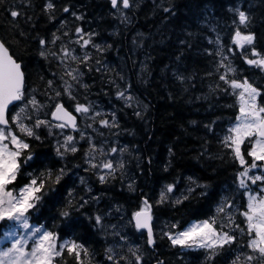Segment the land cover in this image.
I'll list each match as a JSON object with an SVG mask.
<instances>
[{
    "label": "snow or ice",
    "instance_id": "1",
    "mask_svg": "<svg viewBox=\"0 0 264 264\" xmlns=\"http://www.w3.org/2000/svg\"><path fill=\"white\" fill-rule=\"evenodd\" d=\"M3 3L4 0H0V5ZM110 5L115 18L122 23L128 22L125 10L132 7L131 0H110ZM26 6L32 7L31 0H27ZM157 7L162 9L165 19L179 17V8L174 0H168L167 6L161 4ZM4 10L11 16L12 26L19 28L17 21L22 15L19 6L8 5ZM41 11L49 21L57 19L55 0H45ZM61 11L71 14L76 21L84 20L83 13L74 11L71 4L64 5ZM229 11L232 19L227 25L228 43H225L218 25H209L215 39L209 38L212 47L204 48L202 54L213 58V71L206 73L217 77L214 87L210 86L211 91L231 94L238 103L235 119L229 120L227 128L217 135L221 151L213 157L237 166L232 185L221 189L225 194L215 203L212 215L204 214L203 219H193L183 225L178 221L166 222L160 227V237L166 238L173 248L188 252L203 251L202 264H216L221 255L231 257L228 264H264V89L255 85L244 74L245 69L235 62L239 58L243 65L264 72V50L256 46L258 35L254 30L251 7L246 9L243 4L233 5ZM203 13L202 23L207 24L208 4L204 5ZM23 15L25 22L32 25V17L26 11ZM59 24L62 27L51 33V39L39 33L32 37L38 46L40 59L46 62L49 69L53 62L57 68V71L51 72V78H46L47 73L43 69L39 75V79L45 82L44 102L38 98L37 89L28 88L27 65L14 58L6 41L0 39V264H62L66 256L72 257L75 264H146V251L156 247L157 218L152 200L144 193H141L140 204L131 213L126 225L106 226L105 216L101 213L87 215L91 227L103 232L105 237L109 235L108 228H111L112 240H105L103 259L99 261L95 251L77 238L76 230L83 224L73 213H80L85 205L100 197L82 196L75 203L73 199H65L63 206L57 208L52 218L54 222L59 221L55 226L67 236L63 240L59 232L43 224L32 223L33 214L39 213L45 204L55 207L61 203V190L66 187V183L61 184V181L66 171L65 166L56 168V165L65 161L69 153L75 154L80 150V140H86L88 144L84 151V163L88 165L85 171H91L100 184L114 180L118 171L123 176L126 169L123 154L127 146L109 144L107 140L97 143L95 136L80 128L78 119L84 118L86 128L101 137L104 135L102 129L111 131L120 128L116 111L98 110L99 105L88 100L87 96L84 97L87 102H81L78 95L80 89L90 90L84 82L85 69L87 73L101 74V79L109 71L107 63L95 57L112 45L97 43L94 37H98L99 33L93 29L86 31L82 25H77L73 33L62 30L68 26L67 19H60ZM19 35L24 37L27 33L20 29ZM192 47L189 40H178L175 57L178 63L173 75L181 83L192 78L179 69V63L185 59V50ZM144 67L146 65H142V69ZM117 75L124 80L123 75ZM109 83L115 85L116 81L110 80ZM131 87V84L127 87L117 85L116 98L123 101L126 108L133 107L135 102L133 114L143 119L145 113L141 107L147 109L150 105L141 106ZM64 97L73 102V110L66 105ZM97 122L99 128L96 127ZM214 124L215 121H212L204 127L216 135ZM68 129L71 132H67ZM43 130H47V137L41 135ZM76 132H79L80 140L73 134ZM54 136L62 137V140L57 138L55 141L54 158L33 150L34 142L43 145L48 137ZM168 153L169 157L174 156L172 147H169ZM148 162L151 164V157ZM33 165L36 167L33 168ZM170 165L171 160L165 163V171ZM79 179L86 192L91 193L92 188L86 178L80 176ZM187 180L186 193L182 192L173 200L170 194L176 190L177 183H168L161 189L155 204L181 205L193 198L198 190L201 197L212 195L209 192L210 183H200L191 176ZM136 187L135 181L128 183L129 191L135 192ZM229 192L231 195L227 194ZM237 195L241 197L239 203ZM68 196H73L72 189L68 190ZM238 217H243V226ZM128 227L134 228L141 238L146 235L144 246L132 241L125 230ZM156 264H164V261L157 259Z\"/></svg>",
    "mask_w": 264,
    "mask_h": 264
},
{
    "label": "trees",
    "instance_id": "2",
    "mask_svg": "<svg viewBox=\"0 0 264 264\" xmlns=\"http://www.w3.org/2000/svg\"><path fill=\"white\" fill-rule=\"evenodd\" d=\"M44 2L45 0H31L32 7H27V0H4L0 5V39L6 41L14 58L27 65L28 88L37 89L38 98L44 102L45 82L39 79V75L43 69V72L47 73L46 78H51V72L57 71V68L53 62L49 69L46 62L40 59L38 46L32 37L39 33L51 39V33L62 27L59 24L60 19L68 20V26L63 28V31L70 30L74 33L77 25H82L86 31H97L99 36L94 37L97 43L112 45L95 57L105 61L109 71L101 79V74L87 73L85 69L84 82L90 86V90L80 89L79 99L81 102H87L84 99L87 96L88 100L99 105L98 110L117 112L119 129H102L103 136H106L104 139L92 129L89 132L96 137L97 143L102 140H116L118 144L126 145L129 152L128 157L124 159L126 169L123 176L118 171L114 180L102 185L91 171H85L88 165L84 163V151L88 144L86 140H80L79 132L73 133L77 140H80V150L75 154L69 153L65 161L56 165V168L65 166L66 171V176L61 181V184L66 183V187L61 190V203L55 207L45 204L39 213L33 214L32 223L43 224L48 229L59 232L63 240L67 236L61 228L55 226L59 221L54 222L52 218L57 208L63 206L65 199H73L75 203L82 196L100 197L97 201H90L80 213H73L83 224L82 228L76 230L77 238L82 239L95 251L96 260L99 261L103 259L105 240H112L111 229L108 228L109 235L105 237L103 232L91 227L87 215L101 213L105 216L107 226L108 220L119 218L114 214L124 212L131 216L140 204L141 193H144L152 200L157 218L156 247L146 251V264H156L157 259L164 261V264H202L203 251L188 252L173 248L166 238L160 237V227L166 222L178 221L183 225L193 219H203L204 214L212 215L215 203L225 194L221 189L232 185L233 172L237 167L230 162L213 158L221 151L217 135L227 128L229 120L235 119L238 103L231 94L211 91L210 86L214 87L217 77L208 76L206 73L213 71V58L202 54V50L212 47L208 42L209 38L215 39V33L209 25H218L221 35L225 37V43H228L227 25L231 24L232 19L229 7L239 4H243L246 9L251 7L254 13V30L258 35L256 46L264 50V3H261V0H174L179 8V17L165 19V14L157 5L167 6L168 0H131L132 7L125 10L129 20L122 23L112 15L110 0H55L57 19L52 21L41 11ZM66 4H71L74 11L83 13L84 20L76 21L71 14H63L61 10ZM205 4H208L207 24L202 23ZM8 5L19 6L22 13L17 21L19 28H14L10 23L12 18L4 10ZM25 11L32 17L34 27L25 22ZM20 29L27 35L21 37ZM186 31L192 35H187ZM179 39L189 40L193 45L191 49L185 50V59L179 63L180 71L192 77L184 83L173 75L177 69L178 62L175 57ZM91 51L95 52L94 49ZM235 62L245 69L244 74L255 85L264 89V72L243 65L239 58ZM142 65L146 67L142 69ZM117 73L123 75L124 80H120ZM110 80L117 83L110 84ZM57 83L59 84L58 80ZM128 84H131V92L141 106L150 105L147 109L141 107L145 113L143 119L133 114L135 103L133 107L126 108L123 101L116 98L117 85L127 87ZM64 101L69 109L73 110V102L68 101L67 97H64ZM78 119L81 128L82 117ZM212 121H215L213 127L216 135L204 127ZM96 127L99 128L98 122ZM41 135L47 137V130H43ZM57 138L62 137H48L43 145L34 142L33 150L45 152L54 158ZM169 147L174 150L173 157H169ZM149 157L151 164L148 162ZM169 160L171 165L165 171V163ZM227 160L225 157V161ZM76 165L80 167L77 168ZM35 167L36 165H33V168ZM80 176L86 178L92 188L91 193H87L84 185H81ZM189 176L200 183H210L212 187L209 192L212 195L209 198L201 197L198 190L193 198L183 201L181 205L155 204L161 189L168 183H177L176 190L170 194L173 200L182 192L186 193ZM130 181H135L137 185L135 192L128 190ZM69 189L73 190L72 197L68 196ZM227 194L231 195V192ZM236 198L239 203L241 197L237 195ZM238 221L243 226V217H238ZM133 230L136 233L134 228ZM136 234L137 243L144 246L146 235L141 238L139 233ZM230 259V256L221 255L216 264H228ZM62 264H75V261L66 256Z\"/></svg>",
    "mask_w": 264,
    "mask_h": 264
},
{
    "label": "rangeland",
    "instance_id": "3",
    "mask_svg": "<svg viewBox=\"0 0 264 264\" xmlns=\"http://www.w3.org/2000/svg\"><path fill=\"white\" fill-rule=\"evenodd\" d=\"M135 103V102H134ZM81 129H84L88 134H91L93 135L92 133L89 132V128H86V123H85V120L84 118H82L81 120ZM106 136H103L101 139H104ZM62 139V138H61ZM109 144H118V142L115 140L113 142L111 141H108ZM119 146L123 147L122 145L119 144ZM105 147H107L105 145ZM128 149L127 151L123 154V159H126L128 156ZM116 156L119 158V154L117 153ZM111 213V210L108 212V215H110ZM115 216L119 217V218H115L114 220H111V221H107L108 222V225H112V224H116V225H126L127 224V221L128 219L130 218L129 215L125 214L124 212H120V213H117V214H114ZM111 229V228H110ZM130 235H131V239L134 243L138 244L137 243V234L134 232L133 228L132 227H128L127 229H125ZM6 246V245H5Z\"/></svg>",
    "mask_w": 264,
    "mask_h": 264
},
{
    "label": "bare ground",
    "instance_id": "4",
    "mask_svg": "<svg viewBox=\"0 0 264 264\" xmlns=\"http://www.w3.org/2000/svg\"><path fill=\"white\" fill-rule=\"evenodd\" d=\"M187 32V31H186ZM188 33V32H187ZM187 36V35H186ZM117 47V46H116ZM192 51V50H191ZM170 71V70H169ZM113 73V72H112ZM172 73V72H171ZM166 78V77H165ZM117 79V78H116ZM117 83V82H116ZM106 85V84H105ZM83 162V161H82ZM84 165V164H83ZM70 168V167H69ZM74 168V167H73ZM73 170V169H72ZM89 172V171H88Z\"/></svg>",
    "mask_w": 264,
    "mask_h": 264
}]
</instances>
